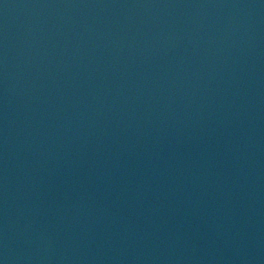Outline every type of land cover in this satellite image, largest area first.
Here are the masks:
<instances>
[{
	"label": "water",
	"instance_id": "water-1",
	"mask_svg": "<svg viewBox=\"0 0 264 264\" xmlns=\"http://www.w3.org/2000/svg\"><path fill=\"white\" fill-rule=\"evenodd\" d=\"M0 264H264V0H0Z\"/></svg>",
	"mask_w": 264,
	"mask_h": 264
}]
</instances>
